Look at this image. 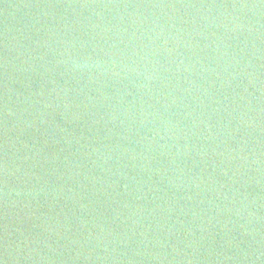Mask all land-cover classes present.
I'll list each match as a JSON object with an SVG mask.
<instances>
[{
    "label": "water",
    "instance_id": "1",
    "mask_svg": "<svg viewBox=\"0 0 264 264\" xmlns=\"http://www.w3.org/2000/svg\"><path fill=\"white\" fill-rule=\"evenodd\" d=\"M0 264H264V0H0Z\"/></svg>",
    "mask_w": 264,
    "mask_h": 264
}]
</instances>
